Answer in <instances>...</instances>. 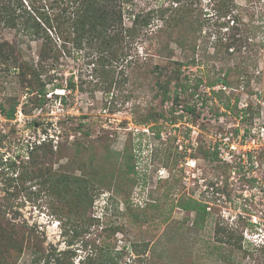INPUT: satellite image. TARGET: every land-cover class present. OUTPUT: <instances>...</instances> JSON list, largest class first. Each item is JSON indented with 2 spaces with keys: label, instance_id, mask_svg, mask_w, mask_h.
Listing matches in <instances>:
<instances>
[{
  "label": "rangeland",
  "instance_id": "1",
  "mask_svg": "<svg viewBox=\"0 0 264 264\" xmlns=\"http://www.w3.org/2000/svg\"><path fill=\"white\" fill-rule=\"evenodd\" d=\"M174 1L120 0L119 5L130 27L132 15L175 7ZM207 2L202 0V5ZM235 2L246 13L251 43L262 45L264 0ZM214 22L204 28L200 44L215 40ZM158 25L161 22L155 20L152 32ZM153 36L143 31L126 40L128 60L147 58L149 67H122L127 61L115 67L117 84L109 96L105 84L97 83L84 51L64 52L58 67L43 72L44 81H49L44 100L38 95L29 98L14 70L0 74V104L10 108L18 103L14 120L0 114V163L6 167L24 160L31 145L46 141L51 143L52 173L44 180L52 190L63 194L66 175L89 182H82L83 201L72 197L78 187L74 185L66 197L56 199L53 209L59 214L50 209L48 195L35 182H28L21 192L11 186L12 196L0 184V204L8 205L7 210L1 207L8 223L0 221V264H33L36 249L56 254L66 264H220L211 251L220 219L242 232L244 247L254 253L250 263H263L253 249L264 242V50L258 49L257 67L256 57L246 62L233 57L231 66L242 67H234L240 72L232 74V88L218 97L204 83L224 76L229 67L223 62L182 67L187 90L179 91L176 103L172 85V100L163 104L154 66L190 60L173 42L174 53L168 55L167 50V57L160 56ZM0 38L17 45L24 59H38L40 42L9 29H3ZM162 68L166 70L161 81L176 69ZM200 77L204 83L197 86ZM70 81L76 87L61 101L65 90L54 87ZM113 95L118 98L115 113L106 108ZM150 112H163L164 117L139 125L140 116ZM191 200L209 207L204 221L196 212L182 209ZM197 220L199 225H194ZM30 229L37 232V241L28 238ZM9 235L16 247L2 241Z\"/></svg>",
  "mask_w": 264,
  "mask_h": 264
},
{
  "label": "trees",
  "instance_id": "2",
  "mask_svg": "<svg viewBox=\"0 0 264 264\" xmlns=\"http://www.w3.org/2000/svg\"><path fill=\"white\" fill-rule=\"evenodd\" d=\"M24 1L25 3L23 0H0V33L3 29L15 30L17 34L24 35L30 41L40 42L38 59H24L17 45L0 38V74L14 70L17 76L21 78L20 84L28 89V96L33 95L37 98L38 95L40 100L46 98L47 85L49 84V81H44L43 72L50 67H58L63 53L72 49L77 52L89 53L87 54L89 57L88 65L93 67L92 70L96 73L97 83L99 85L100 82L105 84V92L109 96L111 89L117 84L114 80L115 67H121L126 61V66L122 67H138L139 69L149 67L147 58L143 60L141 57H137L136 59L132 58L131 61L128 60L129 53L126 51L128 42L125 45L126 40L136 39L143 31L148 32V36L154 35L152 38L157 41L160 56L165 51L167 53V50L168 55L174 53L170 49V43L173 42L187 61L190 60L189 62L172 60L170 61L171 66L160 64L154 66L156 67L155 74L159 79L157 96L163 104L172 100V85L175 86L174 101L176 103L179 99V91L187 90L188 83L184 81L185 77H182V67L189 64L199 66V64L207 62L214 64L217 61L223 62L222 65L229 67L223 77L208 78L205 79L207 80L205 83L203 77L196 80L197 86L204 83V86L218 97L220 94H224L225 89L232 88V74L240 72L234 67H242L239 64L231 66L233 57L238 55L242 62L256 57L253 62L257 67L258 49L264 50V42L262 45L251 43L249 35L252 30L250 25L245 23L244 14L246 15V13L241 6L235 4V0H209L206 5H202V0H175L173 2L176 4L175 7L150 12L146 15H132L130 27H126L124 23L125 15L119 5L120 0H28L27 5L26 0ZM155 20H159L161 25H158L155 32H152ZM210 20H215L212 26L217 31V36L210 43L206 40L200 44L199 38H205L204 28L209 25ZM178 30H183V32L175 36ZM209 44L213 48L212 54L209 52L211 48ZM198 52H201L200 58L196 56ZM163 56L167 57L166 54ZM162 67H176V69L171 71V75L167 79L161 81L160 76L166 70ZM212 67L215 66L212 65ZM108 74L111 77H108ZM217 86H221V88L215 91ZM75 87L76 85L70 81L65 87L58 84L54 88L55 90H65L63 95H59L61 101H65L66 91H73ZM126 98L129 97L126 96ZM117 100L118 98L113 95L108 101L106 108L109 112L118 111ZM17 107L18 103H14L10 108L0 104V114L8 120H14ZM226 108L229 109V106L226 105ZM186 110L192 111V108L186 107ZM248 111H250L249 108L245 110V113ZM155 114L150 112L144 117L140 116L141 119L138 124H149L164 117L163 112ZM49 145L51 143H46V141L40 144L35 143L29 147L26 159L20 158L19 161L9 163L6 167L0 163V184L3 185L2 190L7 192V196H12L9 192L11 186L21 192L28 182H35L48 195L47 205L55 214H59L53 209L56 199L66 197L69 194L68 188L74 185L78 187L75 188L76 192L72 194V197L83 201L80 198L82 182H86L88 185L89 182L83 177L77 178L66 175L62 181L63 194L60 190H52L48 182L44 180L45 176L52 173V169L48 168L52 155V152L48 151ZM6 169L7 172L5 173ZM4 176L6 177L1 181ZM86 196H89V193H86ZM5 199L7 198L5 197ZM2 206L7 210L8 205L0 204V221L7 224V211L2 210ZM208 208L206 204L197 203L193 200L182 207L185 211L196 212L199 220L202 219L203 221L208 216ZM194 225H199L198 220L194 222ZM29 231L30 236L28 238L30 240L35 238L37 241V232L33 229ZM214 234L216 244L211 247V251L213 254H217L220 264H255L254 262L250 263L251 260L253 261L254 253L244 247L245 238L238 227L227 226L220 219L216 222ZM13 239L9 235L2 241L9 240L12 244ZM16 246V244H12V247ZM253 250L262 256V264H264V242L256 245ZM33 253L35 255L33 264H40L42 260L45 261L44 264H66L64 260L57 259L56 254H46L40 249H36Z\"/></svg>",
  "mask_w": 264,
  "mask_h": 264
}]
</instances>
